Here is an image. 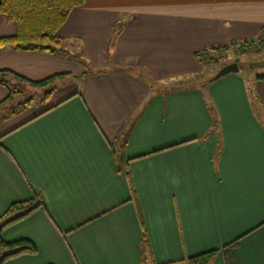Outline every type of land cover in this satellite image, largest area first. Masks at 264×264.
<instances>
[{
    "label": "crops",
    "instance_id": "0c3cea01",
    "mask_svg": "<svg viewBox=\"0 0 264 264\" xmlns=\"http://www.w3.org/2000/svg\"><path fill=\"white\" fill-rule=\"evenodd\" d=\"M262 28L264 0H85L56 31L82 63L0 46V70L65 74L16 113L0 83V216L44 204L2 228L36 246L2 264H264V73L211 79L195 58Z\"/></svg>",
    "mask_w": 264,
    "mask_h": 264
},
{
    "label": "trees",
    "instance_id": "16d2710c",
    "mask_svg": "<svg viewBox=\"0 0 264 264\" xmlns=\"http://www.w3.org/2000/svg\"><path fill=\"white\" fill-rule=\"evenodd\" d=\"M84 1L85 0H0V13L6 17L7 21H12L16 25V32L13 35L0 38V46L8 45L20 50L45 51L53 55H60L59 52L63 54L65 49L61 47L62 41L61 38L57 36L56 31L63 24L71 9L81 5ZM262 32L264 33V28H262ZM263 44L264 43H261L260 46H263ZM221 49L222 51H219L218 48L200 50L195 53V58L203 66L215 64L218 59L226 53L228 47L222 46ZM101 71L102 70H92L87 66L81 74L71 76L72 78L74 77L73 79H77L90 73ZM64 76L65 74L61 73L40 81H30L8 70H0V83L5 85L8 89L9 94L5 98L6 101L11 100L12 97L14 98L15 95L21 93V90L16 87L18 84L42 88L44 95L41 101H44L55 87L51 82L56 78L61 79ZM262 78H264V76H262ZM15 83L17 84L15 85ZM30 103L31 99L29 98L25 104L30 105ZM16 112H18L16 109L12 111V113ZM130 189L132 192L131 186ZM41 207H44L41 198L33 193L27 200L11 203L0 216V264H2L5 259L20 253H34L36 251L35 244L29 239L21 238L11 242L3 240L1 237V230L8 224L29 215V213ZM136 211L139 222L142 225L138 209ZM147 245V239L143 232V249L147 261L151 262V256ZM217 252L218 250L214 249L189 257L186 259V264H208ZM224 255L225 263L233 264L230 251L227 248L224 249Z\"/></svg>",
    "mask_w": 264,
    "mask_h": 264
},
{
    "label": "rangeland",
    "instance_id": "374dc122",
    "mask_svg": "<svg viewBox=\"0 0 264 264\" xmlns=\"http://www.w3.org/2000/svg\"><path fill=\"white\" fill-rule=\"evenodd\" d=\"M243 46L232 48L230 44L227 45L228 49L226 50V53L218 59L217 63L208 65L209 66V72L214 73L219 68L222 67L223 63L227 61H239V71L242 75H253V74H263L264 73V44L263 46L260 44L264 43V35H260L257 37L256 40H249L245 41ZM251 43V44H250ZM61 47L65 49V44L61 42ZM13 48V47H12ZM219 51H222V47H217ZM15 49V48H14ZM60 55L63 56H69V58L73 61H78L82 63V58L79 56L78 53L74 52V50L69 51L68 49H65L63 54L59 52ZM86 68V67H85ZM7 76V75H6ZM8 77V76H7ZM72 76L70 77V79ZM74 78V77H73ZM72 80V79H71ZM17 83H15L16 85ZM14 85V86H15ZM17 89L21 90V93L14 96V102L13 99L9 101V104L12 103L11 106H9V109L11 110H22L30 105H40L42 102L40 101V98L43 97V89L42 88H33L29 85H16ZM31 99V104L26 105L25 102H27L28 99ZM19 103V104H18ZM25 104V105H24Z\"/></svg>",
    "mask_w": 264,
    "mask_h": 264
},
{
    "label": "water",
    "instance_id": "95a60500",
    "mask_svg": "<svg viewBox=\"0 0 264 264\" xmlns=\"http://www.w3.org/2000/svg\"><path fill=\"white\" fill-rule=\"evenodd\" d=\"M238 64L237 62H231V63H228L224 66H222L221 68H219L216 73L212 76L211 79H217L219 78L220 76L222 75H225L229 72H236L238 70Z\"/></svg>",
    "mask_w": 264,
    "mask_h": 264
},
{
    "label": "built area",
    "instance_id": "2783aa9c",
    "mask_svg": "<svg viewBox=\"0 0 264 264\" xmlns=\"http://www.w3.org/2000/svg\"><path fill=\"white\" fill-rule=\"evenodd\" d=\"M261 35L263 36L264 35V33L261 31ZM257 38H254L253 40H256ZM244 43H246L245 41H232V42H230L229 44H230V46L232 47V48H237V47H240V46H243L244 45Z\"/></svg>",
    "mask_w": 264,
    "mask_h": 264
}]
</instances>
